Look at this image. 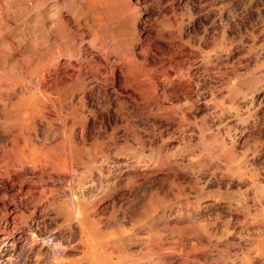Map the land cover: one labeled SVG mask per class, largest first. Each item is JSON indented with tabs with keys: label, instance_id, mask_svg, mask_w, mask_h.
Returning a JSON list of instances; mask_svg holds the SVG:
<instances>
[{
	"label": "rangeland",
	"instance_id": "374dc122",
	"mask_svg": "<svg viewBox=\"0 0 264 264\" xmlns=\"http://www.w3.org/2000/svg\"><path fill=\"white\" fill-rule=\"evenodd\" d=\"M0 167V264H264V0H0Z\"/></svg>",
	"mask_w": 264,
	"mask_h": 264
},
{
	"label": "bare ground",
	"instance_id": "6f19581e",
	"mask_svg": "<svg viewBox=\"0 0 264 264\" xmlns=\"http://www.w3.org/2000/svg\"><path fill=\"white\" fill-rule=\"evenodd\" d=\"M112 48H114V47H111L110 46V48H104L102 51L103 52H105L106 54V56L108 55L109 56V53H111L114 49H112ZM109 50V51H108ZM115 51V50H114ZM101 53V52H100ZM117 53V52H116ZM70 56V55H69ZM74 56V55H73ZM72 56V57H73ZM74 57H76V56H74ZM119 57V56H118ZM128 58V57H127ZM75 59V58H74ZM123 59H126V57H123ZM122 59V60H123ZM129 59H130V57H129ZM70 60V59H69ZM76 60V62H79V63H81V58L80 57H78L77 59H75ZM72 62V61H71ZM126 62H128V61H126ZM113 64V63H112ZM107 66H109V65H107ZM90 68H91V70H92V73L94 72V73H96V74H100L101 76H105L104 77V80H106L105 81V83L106 82H108V80L106 79V78H109V77H111L112 78V81H111V83H116V79H117V75H116V73H115V69H114V65H110L109 66V68H106L105 67V71L104 72H107L106 74H104V73H101L100 72V66L98 67V66H92V65H90ZM120 70H121V74L123 75V76H128V74H129V72H128V70H129V67L127 68H120ZM93 75V74H92ZM73 82H75V81H73ZM76 82H77V80H76ZM76 82H75V85H76ZM78 82H80V81H78ZM44 83H45V80H44ZM72 83H70V85H71ZM86 84V83H85ZM166 84H168V83H166ZM165 83H163L162 82V86L163 87H166L167 85H166ZM171 83L169 82V85H170ZM81 85V84H80ZM87 85V84H86ZM72 86H73V84H72ZM128 86H131V87H133L136 91H139V84H134V83H132V81H130V80H127L126 81V83H125V87H128ZM76 87H77V85H76ZM84 86H82V88H83ZM60 88L61 87H57L56 88V90L55 91H57V89H59L60 90ZM70 88V87H69ZM74 88V87H73ZM87 88V87H86ZM93 88V87H92ZM91 88V89H92ZM51 89H52V86L50 85V84H46V90H45V93H49V94H51ZM80 89V88H79ZM78 90V89H77ZM61 92H63V89L61 90ZM61 92H57V93H59L58 94V97H56V98H51L50 99V97H48V98H46L45 99V108H44V117H46L47 118V122H49V123H54L55 125H56V132L54 133V135H52V137H48L49 135H51L50 134V132L48 133L49 135L47 136L48 138H45V142H44V144L48 147V148H50L51 149V147H53L52 149H59V148H61V147H63L65 144H67L66 142L68 141L69 143L71 142V143H73L74 144V141H72V139H73V134L71 135V136H68V139H67V141H66V139L64 140V138L62 137V135H63V132H65V131H67L68 130V128H67V130H64V127H63V121H62V123H61V119H60V115H59V113L60 112H62V111H64L63 109H64V107L65 106H69V103H71V102H69L68 103V100H67V98H66V94H60ZM74 95V94H73ZM129 95H133V94H129ZM106 96V95H105ZM130 97V96H129ZM73 98V97H72ZM83 102H85L86 103V101L85 100H83ZM81 104H83L82 102H80ZM67 104V105H66ZM106 105H109V102L108 103H105ZM105 105V106H106ZM80 106H82V105H80ZM80 106H79V108H80ZM120 106V105H119ZM70 107V106H69ZM72 109H74V110H77L78 109V106L76 107V106H74V105H72V107H71ZM82 108V107H81ZM80 108V109H81ZM104 108V107H103ZM104 109H106V108H104ZM79 112V111H78ZM82 112H83V110H82ZM93 113V112H92ZM95 113V112H94ZM73 118V117H72ZM74 119V118H73ZM77 119V121L78 122H80V120H78V118H76ZM82 122V121H81ZM106 122V121H105ZM74 123V122H73ZM66 124V123H65ZM59 125V126H58ZM67 125V124H66ZM85 125V124H84ZM83 125V126H84ZM105 125V124H104ZM106 126V125H105ZM67 127H68V125H67ZM85 127V126H84ZM102 128V127H101ZM79 129V128H78ZM86 129V128H85ZM84 129V131H86ZM103 129V128H102ZM51 130V129H50ZM53 131H54V129H52ZM71 130V129H70ZM74 130V129H73ZM71 132H74V131H72L71 130ZM71 132H70V134H71ZM84 133V132H83ZM8 135H10L9 133H8ZM79 136V135H78ZM81 137V136H80ZM80 137H78V138H80ZM86 135L84 134L83 136H82V141H84V142H86ZM88 138V137H87ZM29 139V138H28ZM35 139V138H34ZM76 138H74L73 140H75ZM99 139V138H98ZM10 140V139H9ZM38 142L40 141L39 139H36ZM89 140V139H88ZM91 140H92V138H91ZM104 140V139H103ZM11 141V140H10ZM24 141H25V139H24ZM78 141H80V140H78ZM77 141V142H78ZM93 141V140H92ZM95 141V140H94ZM96 141H97V139H96ZM101 141H102V139H101ZM109 141V140H108ZM7 142H9V141H7ZM90 142V141H89ZM40 143V142H39ZM79 143V142H78ZM101 143H103V142H101ZM100 141L99 142H96L95 144H93L92 145V147H90L89 149L88 148H85V144H83V146L81 145L80 147H83V148H79L78 146H79V144H77L78 146H76V147H78L79 149H78V151H74V150H70V148L68 149V150H70L71 152H70V157L72 158V163L74 162L73 160H76V159H80V158H87V157H92L93 158V156L95 155V154H98L96 151H98V148H99V146H100ZM90 144V143H89ZM11 145V144H10ZM42 145H43V143H42ZM41 145V146H42ZM106 145V144H105ZM24 146H32V144L29 142V141H26L25 142V145ZM68 146H70V144L68 145ZM88 146V145H87ZM74 147V146H73ZM103 147V146H102ZM106 147V146H105ZM24 148V147H23ZM72 148V147H71ZM43 149V148H42ZM45 149H46V147H45ZM67 149V148H66ZM103 148H101V150H102ZM11 150V149H10ZM39 150H41V148L39 149ZM62 150V149H61ZM100 150V151H101ZM104 150V149H103ZM116 150V149H115ZM118 150V152H121L120 150V148L119 149H117ZM32 151H33V148H32ZM52 151V150H51ZM46 152H48V151H45V153ZM60 152V151H59ZM59 152H58V157H59ZM62 152V151H61ZM60 152V153H61ZM67 152V151H66ZM44 153V154H45ZM69 153V152H68ZM103 153V152H102ZM109 153V152H108ZM65 154V153H64ZM105 153H103V155H104ZM52 155V154H51ZM66 155V154H65ZM99 155V154H98ZM106 155V154H105ZM40 156V155H39ZM62 156V155H61ZM69 157V158H70ZM77 157H79V158H77ZM95 157V156H94ZM35 158V157H34ZM66 159H67V157H65ZM68 158V159H69ZM48 159H46V161H47ZM94 160V159H93ZM6 160H4V162H5ZM24 161V160H23ZM42 160H40V162H41ZM45 161V162H46ZM66 161V160H65ZM90 161V160H89ZM91 161H92V159H91ZM25 162V161H24ZM40 162H36L37 164L36 165H40ZM49 161H47V163H48ZM53 162V161H52ZM51 162V163H52ZM69 162H70V160H69ZM94 162V161H93ZM21 163V162H20ZM65 163V162H64ZM71 163V162H70ZM75 163V162H74ZM78 163V162H77ZM92 163V162H91ZM22 164V163H21ZM42 165H43V163H41ZM53 164V163H52ZM7 165V164H6ZM20 165V164H19ZM65 165V164H64ZM44 166H45V163H44ZM47 166V165H46ZM50 166H51V164H50ZM40 167V166H39ZM69 167V166H68ZM76 167V166H75ZM1 168V167H0ZM18 168H20V167H18ZM36 169H37V166L35 167ZM48 169H49V164H48V167H47ZM52 168H53V166H52ZM73 168V167H72ZM21 169V168H20ZM56 169V168H55ZM58 169V168H57ZM56 169V170H57ZM8 170H10V169H8ZM12 170V169H11ZM11 170H10V172H11ZM22 170H24V169H22ZM42 170V169H41ZM19 171V170H18ZM17 171V172H18ZM40 171V170H39ZM51 171H53V169H51ZM50 171V172H51ZM4 172H5V170H4ZM38 172V171H37ZM54 172V171H53ZM57 172H58V170H57ZM13 173V172H12ZM15 173V172H14ZM19 173V172H18ZM18 173H15V174H18ZM41 173V172H40ZM60 173V172H59ZM8 174V173H7ZM25 174H26V172H23V173H19L18 174V176L19 177H23V176H25ZM45 174H46V172H45ZM47 174H49V173H47ZM1 175V174H0ZM2 175H4V173L2 174ZM1 175V176H2ZM51 175H53L52 173H51ZM57 175V174H56ZM42 176V175H41ZM50 176V175H49ZM54 176V175H53ZM3 177V176H2ZM15 177V176H14ZM9 178V177H8ZM42 178H44V177H42ZM3 179V178H2ZM3 181V180H2ZM4 181H6V180H4ZM7 181H9V180H7ZM12 181H14V180H12ZM1 182V181H0ZM25 182V181H24ZM107 183V182H106ZM22 185V184H21ZM24 185H25V183H24ZM20 186V185H19ZM23 186V185H22ZM21 187V186H20ZM62 201V200H61ZM64 202V201H63ZM60 203V202H59ZM89 224H90V222H89ZM102 224V223H101ZM86 225H87V223H86ZM105 225V224H104ZM103 225V226H104ZM90 226L94 229L93 230V232H97V231H99V229H98V227H99V225L97 224V222H91V224H90ZM86 227H88V226H86ZM86 227H81V232L87 237V244H89L90 246H88V249H89V247H91L92 248V246H93V248L91 249V251H88L87 250V248H86V250H87V252H86V254H85V260H86V262H85V264H122L123 263V261H124V259L123 258H121V257H117V258H115L114 257V252H113V249H111V242L109 241L110 240V235L109 236H107L105 239H96L95 237H94V235H92V233H88V232H86V231H88L87 229H86ZM89 228V227H88ZM86 229V230H85ZM90 230V229H89ZM92 231V230H91ZM104 233H106V232H104ZM113 234V233H112ZM153 234H154V232H153ZM102 235V234H101ZM97 237V236H96ZM97 238H99V237H97ZM111 239H112V237H111ZM115 241V240H114ZM113 241V242H114ZM116 242H118V240H116ZM116 242H114L115 243V245H116ZM123 242V241H122ZM113 243V244H114ZM112 244V245H113ZM114 247V246H113ZM117 247V246H116ZM90 250V249H89ZM261 255H263V254H261ZM125 258V257H124ZM130 258V257H129ZM128 258V259H129ZM84 261V260H83ZM131 261V260H130ZM130 261H128V263L130 262ZM127 263V264H128ZM130 263H132V261L130 262ZM134 263V262H133Z\"/></svg>",
	"mask_w": 264,
	"mask_h": 264
}]
</instances>
